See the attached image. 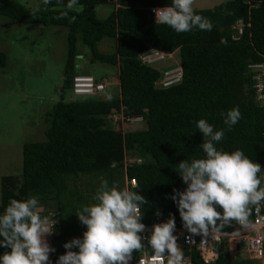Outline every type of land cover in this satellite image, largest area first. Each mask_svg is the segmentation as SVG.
<instances>
[{
    "label": "trees",
    "instance_id": "trees-1",
    "mask_svg": "<svg viewBox=\"0 0 264 264\" xmlns=\"http://www.w3.org/2000/svg\"><path fill=\"white\" fill-rule=\"evenodd\" d=\"M67 3L49 0L44 3L46 9L39 11L14 0H0V15L15 22L65 29L57 99L44 112V139L22 143L18 172L0 176V211L10 198L34 196L41 213L59 217L64 204L74 209L72 197L76 204L81 203L80 191L70 188L68 182L82 174L95 183L104 178L110 186L117 183L143 195L148 201L141 206L143 224L153 223V211L159 209L161 222L172 215L176 226H183L171 195L173 189L182 191L186 185L175 169L183 159L204 155L203 137L195 128L200 118L207 119L214 129L224 130L223 139L216 143L218 149L242 150L264 171V106L254 99L247 67L249 63L264 64V0H220L211 7L194 8L213 28L182 33L156 24L146 9L169 5L171 0H116V7L110 0H78L77 8L71 10L65 7ZM104 4L111 8L98 17L96 7ZM238 18L241 31L232 39L231 25ZM102 37L113 39L111 52L96 49ZM146 48L165 53L177 50L180 75L175 82L160 86L158 80L166 68L144 64L136 56ZM85 53L89 62L115 67L117 92L105 97L95 93L66 98L71 77L80 74L76 58ZM4 63L5 54L0 51V67ZM92 78L101 81L100 76ZM233 107L239 109L241 119L229 130L221 113ZM135 157L139 162L130 161ZM128 178H133L134 184L124 183L123 187ZM250 217L251 209L249 221ZM73 227L68 219L62 224L59 217L55 222L52 239L56 243L51 245L55 252L50 258L66 251L64 235L69 236ZM233 227L234 222L221 230ZM261 245L260 264H264L263 233ZM241 247L238 242L229 251L222 240L212 246L216 253L207 262L194 249L183 251V255L188 264H251V258L240 253ZM6 250L0 247V254ZM136 255L134 251L129 264Z\"/></svg>",
    "mask_w": 264,
    "mask_h": 264
},
{
    "label": "clouds",
    "instance_id": "clouds-1",
    "mask_svg": "<svg viewBox=\"0 0 264 264\" xmlns=\"http://www.w3.org/2000/svg\"><path fill=\"white\" fill-rule=\"evenodd\" d=\"M194 2L171 0L169 5L154 8L155 23L177 33L211 31L212 22L196 12ZM77 6L78 0H68L66 5L70 10ZM221 115L229 130L241 119L237 107ZM195 128L202 134L204 155L177 164L175 170L186 187L182 191L173 189L171 195L183 227L192 235L206 238L232 222L248 226L251 206L264 202L261 165L242 150L218 149L216 143L223 139L224 130L214 129L207 119L196 120ZM147 203L136 190L110 186L101 178L92 202L75 211L85 226L82 237L63 244L66 251L58 256L56 264H129L132 253L142 249L144 241L152 249L153 264H183V252L174 234L175 218L169 215L166 221L146 229L141 222V206ZM37 208L38 199L29 196L10 198L0 211V247L7 249L0 254V264H51L49 254L55 248L45 237L53 233L56 221L42 216ZM146 231L148 235H142Z\"/></svg>",
    "mask_w": 264,
    "mask_h": 264
},
{
    "label": "rangeland",
    "instance_id": "rangeland-1",
    "mask_svg": "<svg viewBox=\"0 0 264 264\" xmlns=\"http://www.w3.org/2000/svg\"><path fill=\"white\" fill-rule=\"evenodd\" d=\"M14 1L31 9L39 11L46 9L43 0ZM219 1L195 0L193 7H211ZM111 5L97 6L96 15L103 17ZM64 38L65 29L61 26L21 24L0 15V51L5 54V63L0 67V176L18 172L22 143L44 139L43 129L47 124L44 112L57 99L56 88L60 82L65 50ZM113 46L114 41L109 37H102L96 42V49L102 53L111 52ZM76 63L79 65L77 73H87L92 77L100 76L105 88L99 96L105 97L107 94L117 92L114 66L96 60L89 62L87 54L84 57L78 56ZM177 65L178 53L174 49L168 52L163 59L156 61L153 67L170 68L172 71L171 68H176ZM66 98H70V93L66 94ZM109 119L112 120L110 117ZM260 175L264 177V171ZM94 180L90 176L79 174L71 177L68 182L70 188L80 191L83 199L81 198L80 204H76L73 197L70 199L72 204L74 203V209L71 208V203L67 205L70 207L65 208V204L63 205L59 215L60 221L63 224L68 219L75 226L71 229L69 236L64 235V242L74 237H82L85 226L79 222L75 211L82 205L92 202V197L100 184L95 183ZM114 184L121 188L119 184ZM122 185L124 187V181ZM37 211L41 213L38 208ZM67 214L70 217H66ZM41 215H46L53 221L59 219V217H54L52 212L45 215L41 213ZM54 234L55 230L45 237L50 246L56 243V240L52 239ZM227 249L232 250L231 241L227 244ZM239 251L243 256H247L242 247ZM251 264H260V261L251 259Z\"/></svg>",
    "mask_w": 264,
    "mask_h": 264
},
{
    "label": "built area",
    "instance_id": "built-area-1",
    "mask_svg": "<svg viewBox=\"0 0 264 264\" xmlns=\"http://www.w3.org/2000/svg\"><path fill=\"white\" fill-rule=\"evenodd\" d=\"M113 7L118 4L116 0H110ZM163 7L160 5H150L146 9L151 19L155 21V15L152 11L154 8ZM242 21L238 18L231 25L234 32L231 34V38H237L241 31ZM167 53H163L153 48H146L136 53L140 62L153 65L156 61L161 60ZM247 67L251 71L252 87L254 90V99L257 104L264 106V64L261 62L249 63ZM164 69L161 72L158 83L160 86H166L175 82L180 75L179 67ZM105 87L102 81H95L89 75L75 74L71 77L70 81V94L73 96L79 95H91L99 93ZM132 162H139V158H131ZM125 183L132 186L134 184L133 178L125 179ZM161 214L159 209L153 211V223H159ZM153 223L145 225L146 229L150 230ZM264 228V207L262 203L251 207V217L248 226H241L234 222V227L225 231L220 230L218 233H210L208 237L202 238L200 235H192L187 232L183 226H176L174 234L177 236L178 246L183 251L194 249L204 262L211 260L215 256V251L212 246L218 244L222 240L225 243L231 241V247L236 243L241 242L244 251L247 253V257L260 261L261 258V240ZM142 235H148L146 231ZM145 245L142 249L137 250V255L131 264H153L152 249L148 247L147 241H144ZM226 244V245H227ZM206 254V255H205ZM184 256L183 264H188L189 259ZM57 256L50 258L51 264H56Z\"/></svg>",
    "mask_w": 264,
    "mask_h": 264
}]
</instances>
